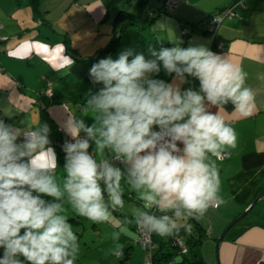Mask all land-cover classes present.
<instances>
[{
  "label": "clouds",
  "instance_id": "clouds-1",
  "mask_svg": "<svg viewBox=\"0 0 264 264\" xmlns=\"http://www.w3.org/2000/svg\"><path fill=\"white\" fill-rule=\"evenodd\" d=\"M147 52L129 48L91 66L90 82L99 87L88 90L82 115L91 113L93 123L75 117L65 123L71 140L62 145L63 190L55 179L58 160L49 126L0 119V264H75L78 237L60 214L65 194L80 217L111 223L110 208L124 207L125 179L143 204L133 211L138 232L160 237L176 235L187 227L181 221L217 206L215 161L237 141L223 106L231 102L235 113L250 116L256 92L246 86L241 67L204 44L161 45ZM161 70L171 82L158 78ZM189 77L198 89L183 88ZM122 248L118 244L114 254L122 255ZM180 261L177 256L172 264Z\"/></svg>",
  "mask_w": 264,
  "mask_h": 264
},
{
  "label": "crops",
  "instance_id": "crops-1",
  "mask_svg": "<svg viewBox=\"0 0 264 264\" xmlns=\"http://www.w3.org/2000/svg\"><path fill=\"white\" fill-rule=\"evenodd\" d=\"M105 1L40 0L39 9L32 16L29 0H0V119L18 126L21 122L47 124L51 146L55 149L58 166L62 168L65 153L60 142L68 136L65 123L71 117L83 119L89 126L93 123L89 118L91 113L82 115V110L88 90L95 91L99 87L85 80L81 74L72 72V48L75 47L71 44L76 39L88 42L90 37L85 40L80 33L90 34L91 27L107 21L110 7L107 18L102 20L106 11ZM224 7H231L232 15L223 16L213 32L209 31L210 15ZM149 26L152 36L137 40L128 49L147 56L149 47L159 49L156 40H166L171 47L176 44L187 47L190 41L204 44L214 53L228 55L247 73L246 86L256 92V107L250 116L235 113L231 102L223 106L221 114L237 135L236 147L227 149V156L215 161L220 178L219 201L217 206H211L213 213L207 228L200 221V216L194 217L205 234L200 242L183 252L187 256L184 264H264V222H260L258 217L249 218L238 229L231 231L229 228L215 249L213 245L216 241L213 219L216 218L215 225H218L217 234L256 195L264 193V80L259 78L264 76V0H173L171 9L166 7ZM183 26L187 29L185 34L181 33ZM136 34L139 39L140 35L145 37V30ZM107 37L94 38L92 45H88L93 53L107 42ZM121 40L122 37L118 45ZM219 40L223 41L222 47L212 48V42ZM66 59L70 62L65 63ZM158 78L167 82L172 80L164 71ZM47 80L50 82L49 95L43 92ZM188 80L183 88L198 89V81L191 77ZM209 111L216 112L217 108L210 106ZM80 134L85 135L83 132ZM94 148L93 144L89 148L90 153ZM105 154L108 158L112 155L107 149ZM116 166L124 170L123 165L117 163ZM121 187L124 207L117 208L112 214L116 217L117 235L122 238L119 245L129 244L132 249L136 231L135 221L129 223V216L133 218V211L143 209V204L125 179L121 180ZM258 199H264V195ZM187 219L181 223L186 224ZM159 238L164 248L167 237Z\"/></svg>",
  "mask_w": 264,
  "mask_h": 264
},
{
  "label": "rangeland",
  "instance_id": "rangeland-1",
  "mask_svg": "<svg viewBox=\"0 0 264 264\" xmlns=\"http://www.w3.org/2000/svg\"><path fill=\"white\" fill-rule=\"evenodd\" d=\"M162 1L163 0H148L146 4L140 6L138 0H127L124 2H120L116 5L110 6L109 18L107 19V21H102V22L100 21V23L97 24V27H91L92 31L91 33L89 32L90 34L86 32L85 34L80 33V35L85 36L84 37L85 40H88L90 37V40H88V42L85 43L83 41L82 42L80 41L84 39H80V40L76 39L72 41L71 45L75 47V49L72 48L73 53L76 56L91 55V53H93V49L90 48L89 46L92 45L94 38L97 36L104 37V35H108L106 40L108 41L110 20L114 12L118 8H124L126 10L139 13L142 16H146V14L151 12V10H154L156 7L160 6ZM166 7L167 9H171V6H166ZM137 28L138 27L135 25L134 26L129 25L124 29L122 34V40L118 45V48L111 55L113 59H116L121 51L128 49V46L133 45L137 40H146L148 36H152L149 24L144 25L143 27L140 28V30H137ZM132 29L133 31H131ZM144 30H145V37L140 35V39H139L137 37L136 32L144 31ZM72 39H74V36H72ZM58 167L60 168L56 171L57 174L55 176V179L56 182L61 185V189L63 190L62 188V181L64 174L62 171L63 168L62 166H58ZM43 199L49 200L52 198L48 196H44ZM61 203L63 204L65 210L60 214L64 215L66 218H72V219H68V223L72 225L73 231L76 233L78 237V243L80 245L78 259L76 260L75 264H120L119 256L114 254V250L117 248V245L122 241V238L119 236L118 239L114 238V234L115 235L118 234L117 225L114 223L116 217L114 218L112 214L114 219L112 220L111 223L109 222L93 223L89 221L87 218L80 217L79 215L76 214L75 210L67 202L66 194L64 201H61ZM243 209L244 207L241 210ZM110 211L112 212L113 210L110 208ZM211 212L213 213V209L210 206L208 210L204 213V215L200 216L201 219L200 221L204 224L206 228L208 227V219L211 217L210 215H212ZM73 217H76V220H74ZM233 217H231L227 221V223ZM251 217H258L257 219L260 222H264V199L256 200V202L248 210V212L245 215H243L240 219H238L234 224H232L229 228H232L231 231L235 228L238 229V227H240L242 223H244L246 220H248ZM215 219L216 218L213 219V235H215V237L217 238L220 232L223 230L224 226L219 230V232H217V234H215L217 231L216 229L218 227V225L217 226L215 225ZM133 221L134 219L131 216H129V223H132ZM132 242L134 243L133 245L134 247L130 249L129 257L121 264H137V263L139 264L141 262L142 257L144 255L143 249L137 242L134 241ZM213 245L215 249V241L213 242ZM214 257H215V253H214Z\"/></svg>",
  "mask_w": 264,
  "mask_h": 264
},
{
  "label": "trees",
  "instance_id": "trees-1",
  "mask_svg": "<svg viewBox=\"0 0 264 264\" xmlns=\"http://www.w3.org/2000/svg\"><path fill=\"white\" fill-rule=\"evenodd\" d=\"M39 1L40 0H29L32 16H34L39 9ZM127 0H106L105 1V13L102 17V20L107 18V10L110 6L116 5L120 2H124ZM139 5L142 6L147 3L148 0H138ZM166 10V6L164 5V0L162 1L161 5L156 7L154 10H151L146 16H142L139 13H135L124 8H118L110 20V35L108 41L99 49L96 50L95 53L85 56V57H78L75 54H72L74 57V61L71 65L72 72L76 74H81V76L90 82L89 79V70L91 66L97 62L101 58H105L114 51L116 46L118 45L124 29L129 25H135L138 27H143L146 24H149L160 12ZM187 32V31H186ZM185 34V33H184ZM66 46H68V41L65 39ZM217 43V42H216ZM216 43L212 42V48L219 49L216 47ZM161 45L166 47H171L170 42L168 41H158L156 40V46L159 48ZM163 70H161L162 72ZM160 72V73H161ZM116 166V165H115ZM103 187V184H101ZM124 195V194H123ZM107 197V193H105V199ZM52 202V199L46 200ZM146 211V209H145ZM156 215H160L159 212L155 209ZM238 214V213H237ZM76 220V217H73ZM68 219L72 218H67ZM187 223L189 224L187 227H181L179 232L177 233L178 236L182 238V241L186 245V249L188 250L194 244L200 242L201 236L205 234L204 228L201 226L199 222H197L194 217H189L187 219ZM187 223L185 225H187ZM135 228V227H134ZM173 236L167 237L164 241L165 247L163 248L158 235L151 234V239L153 246L149 249L150 253V264H172L174 258L177 256L181 257L180 264H184V261L187 260V256L185 253L181 252L177 244L172 241ZM136 241V238L135 240ZM137 242V241H136ZM138 243V242H137ZM139 244V243H138ZM140 245V244H139ZM131 245L124 244L122 248V255L117 253L119 256V263H123L129 256ZM142 248V247H141ZM143 249V248H142ZM146 250L143 249L145 253ZM141 264V262L139 263Z\"/></svg>",
  "mask_w": 264,
  "mask_h": 264
},
{
  "label": "built area",
  "instance_id": "built-area-1",
  "mask_svg": "<svg viewBox=\"0 0 264 264\" xmlns=\"http://www.w3.org/2000/svg\"><path fill=\"white\" fill-rule=\"evenodd\" d=\"M172 3H173V0H164V5L165 6H172ZM232 9L231 7L228 8V7H224V8H221L219 9L217 12H215L214 14H211L210 15V24L208 26V30L213 32V29H214V26L220 22V20L222 19L223 16H231L232 15ZM187 29L183 26L181 28V33L184 34L186 33ZM223 45V41L222 40H219L217 43H216V47L217 48H221ZM50 85V82L47 80L45 81V85H44V88H43V92L47 95L50 94V89H49V86ZM81 137H83L84 135L83 134H80ZM71 140V137L70 136H67L65 137L64 139L61 140L60 142V145L62 147V145L64 144L65 141H70ZM90 152V150H89ZM227 152L226 154L223 156H227ZM114 163V165H116L118 162L116 161H112ZM101 184H103V182H101ZM147 211V210H146ZM152 213H155V208H153L152 210ZM135 231H136V241L140 244V246L146 250L143 257H142V260H141V264H150L151 262V259H150V253H149V249L153 246V243H152V239H151V235H147L145 233H143L142 231L141 232H138L137 230V227H136V224H135ZM172 241H174L177 246L179 247L180 251L181 252H185L186 251V245L184 244V242L182 241V238L180 236H178L177 234L173 236L172 238Z\"/></svg>",
  "mask_w": 264,
  "mask_h": 264
},
{
  "label": "water",
  "instance_id": "water-1",
  "mask_svg": "<svg viewBox=\"0 0 264 264\" xmlns=\"http://www.w3.org/2000/svg\"><path fill=\"white\" fill-rule=\"evenodd\" d=\"M6 38V36L4 37ZM261 195H264L263 194H259V195H256L245 207L243 210H241L238 214H236V216H234L223 228V230L220 232V234L218 235V237L216 238V241H215V246H217L219 240H221V238L223 237L224 233L227 231V229L232 225L234 224L238 219H240L243 215H245L248 210L253 206V204L256 202V200L258 198H260Z\"/></svg>",
  "mask_w": 264,
  "mask_h": 264
}]
</instances>
